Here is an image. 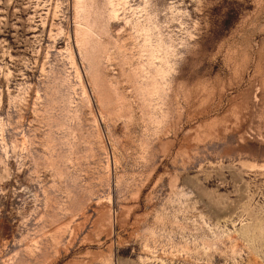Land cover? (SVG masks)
I'll list each match as a JSON object with an SVG mask.
<instances>
[{"label": "rangeland", "instance_id": "obj_1", "mask_svg": "<svg viewBox=\"0 0 264 264\" xmlns=\"http://www.w3.org/2000/svg\"><path fill=\"white\" fill-rule=\"evenodd\" d=\"M0 264H264V0H0Z\"/></svg>", "mask_w": 264, "mask_h": 264}]
</instances>
